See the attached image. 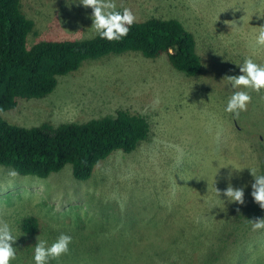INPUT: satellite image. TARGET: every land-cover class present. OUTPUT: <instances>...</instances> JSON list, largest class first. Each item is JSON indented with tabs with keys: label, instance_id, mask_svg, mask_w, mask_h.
Here are the masks:
<instances>
[{
	"label": "rangeland",
	"instance_id": "rangeland-1",
	"mask_svg": "<svg viewBox=\"0 0 264 264\" xmlns=\"http://www.w3.org/2000/svg\"><path fill=\"white\" fill-rule=\"evenodd\" d=\"M117 5L130 8L137 20L160 16L184 22L196 36L203 70L188 76L165 55L110 53L60 77L49 96L22 99L3 113L32 127L85 122L127 109L150 123L149 139L131 153L114 151L86 181L73 177L71 165L45 179L11 177L14 169H0V218L21 233L13 264H32L37 237L51 243L61 232L73 237L70 252L51 264H127L122 258L129 253L142 256L139 264H166L164 251L177 263L180 258L186 264H264V230L253 231L248 222L264 217L251 196V172L220 167L234 162L264 174V90L250 92L247 111L234 120L223 111L231 90L222 81L240 74L233 61L251 56L264 64V48L252 47L264 24V0H117ZM23 8L36 21L30 45L94 36L91 8L72 0H23ZM217 123L224 129L220 144ZM175 145L183 149L180 167ZM217 170L221 198L231 183L244 188L243 204L225 200L223 211H208L217 199L212 183ZM28 215L40 220L35 236L21 231Z\"/></svg>",
	"mask_w": 264,
	"mask_h": 264
},
{
	"label": "trees",
	"instance_id": "trees-1",
	"mask_svg": "<svg viewBox=\"0 0 264 264\" xmlns=\"http://www.w3.org/2000/svg\"><path fill=\"white\" fill-rule=\"evenodd\" d=\"M35 28L36 21L24 11L23 0H0V169L12 168L21 176L45 179L71 165L73 177L86 181L114 151L131 153L149 139L147 117L127 109L85 122H44L32 127L3 116L22 99L52 94L60 77L78 70L87 59L134 51L148 58L165 55L173 67L188 76H198L203 70L196 36L178 18L136 19L121 41L94 35L85 39H41L30 45ZM20 228L22 233L35 236L41 232V223L38 217L28 215L21 220ZM163 253L166 264H186L180 258L177 263L173 253ZM122 259L127 264L144 260L135 253Z\"/></svg>",
	"mask_w": 264,
	"mask_h": 264
},
{
	"label": "clouds",
	"instance_id": "clouds-1",
	"mask_svg": "<svg viewBox=\"0 0 264 264\" xmlns=\"http://www.w3.org/2000/svg\"><path fill=\"white\" fill-rule=\"evenodd\" d=\"M72 2L82 5L85 8H91L90 18L92 20L91 28L93 34L102 40H123L128 35L131 26L136 22V16L133 11L130 8L118 7L117 0H72ZM231 8L239 9L238 7ZM233 27H237V25H232ZM252 47L255 49L264 48V24L257 27ZM233 62L239 67L240 74L226 75L222 79L225 87L231 90V94L227 97L223 111L229 114L232 119L238 120L241 112L247 111L248 104L252 100L250 92L259 93L264 90V64L257 63L251 56L244 57L242 61ZM158 102L157 100L156 103ZM223 132V125L217 123L215 133L217 144L222 142ZM174 147L178 153L176 165L180 167L183 163V149L179 145H175ZM228 166L235 172H239L244 168L250 170L253 177L251 196L254 202L261 209H264V174L258 173L256 168L234 162H226L220 167ZM217 172L218 170L214 173L212 181L217 199L211 203L205 201V203H209L208 211L212 212L217 207L223 211L221 202L225 205V200L229 203L243 204L245 202L244 188L233 187L231 183L223 190L224 199L221 198V190L215 186ZM9 175L16 177L18 173L15 170H11ZM231 176L232 172L230 171L228 176L229 180ZM180 177L185 180L184 177ZM192 177H188L187 181ZM200 220L201 218L198 217L196 222L199 223ZM248 222L253 231L264 230V217L249 219ZM20 235L21 233L16 230L13 222L0 218V264H13L16 261L17 247L15 243ZM72 241L73 237L64 232H61L51 243L47 239H42L39 235L37 242L32 248V264H51L52 261L59 262L63 255L70 252Z\"/></svg>",
	"mask_w": 264,
	"mask_h": 264
}]
</instances>
